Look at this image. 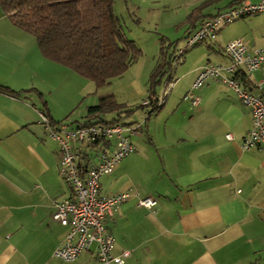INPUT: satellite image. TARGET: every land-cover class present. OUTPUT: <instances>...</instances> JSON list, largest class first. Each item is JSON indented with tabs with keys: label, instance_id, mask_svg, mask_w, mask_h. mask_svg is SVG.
<instances>
[{
	"label": "crops",
	"instance_id": "crops-1",
	"mask_svg": "<svg viewBox=\"0 0 264 264\" xmlns=\"http://www.w3.org/2000/svg\"><path fill=\"white\" fill-rule=\"evenodd\" d=\"M240 1L125 0V7L183 6L184 21L203 3L205 15ZM115 14L124 28L122 13ZM244 37L249 48L264 43ZM230 39L204 41L184 53L156 87L160 94L172 82L164 102L154 112L142 108L139 130L147 141L132 135L134 150L100 177L101 195L130 192L104 221L114 252H130L123 264H264V150L240 148L251 126L249 108L220 79L192 89L195 106L186 97L202 66L230 62L223 54ZM75 74L44 58L34 36L0 8V264H96L94 244L74 260L53 256L67 230L51 217L54 202L70 196V188L59 174L58 145L37 120L42 110L54 121L78 122L74 105L92 90L84 83L77 88ZM237 77L262 92L260 69ZM144 196L157 200L155 212L137 205Z\"/></svg>",
	"mask_w": 264,
	"mask_h": 264
},
{
	"label": "built area",
	"instance_id": "built-area-1",
	"mask_svg": "<svg viewBox=\"0 0 264 264\" xmlns=\"http://www.w3.org/2000/svg\"><path fill=\"white\" fill-rule=\"evenodd\" d=\"M264 12V0L239 3L205 18L176 47L171 69L183 57L184 53L204 41L216 38L220 27L249 14ZM223 54L229 59L227 65L207 64L202 66L192 82L191 90L186 93L195 106L197 98L192 89L200 87L207 79H220L237 95L241 103L249 108L251 126L240 138V148L264 150V43L249 48L243 37L234 38L223 46ZM262 71L260 87L262 92L255 93L242 86L235 77L237 70L250 72ZM169 81L162 93L151 95L142 104L152 101L161 105L171 86ZM38 122L43 126L49 138L56 141L59 151V174L70 188V196L54 202L53 220L67 227L62 242L53 250V256L61 260H74L82 251L95 245L96 264H123L129 256L128 249L114 252V236L107 231L104 221L130 196V192L99 193V180L102 175L113 171L115 165L134 150L130 137L141 127V123L125 125L120 123H70L66 120L54 121L42 110H37ZM227 139H232L226 133ZM113 141L111 149L96 152L97 147H107ZM109 144V143H108ZM94 147V148H93ZM80 157H84L83 160ZM95 157V158H92ZM157 200L151 196L140 197L137 205L155 212Z\"/></svg>",
	"mask_w": 264,
	"mask_h": 264
},
{
	"label": "trees",
	"instance_id": "trees-1",
	"mask_svg": "<svg viewBox=\"0 0 264 264\" xmlns=\"http://www.w3.org/2000/svg\"><path fill=\"white\" fill-rule=\"evenodd\" d=\"M113 4L114 0H0L2 12L15 26L34 36L44 58L92 81L96 88L121 76L141 55L139 46L126 36ZM204 5L194 8L181 22V26L187 25L182 40L203 19L219 12L201 14ZM176 42L170 43L168 48L161 46L149 77L147 98L158 94L157 85L169 73ZM171 45L173 49L168 52ZM240 72H235L239 81L241 79L237 76ZM139 106L147 108L148 112L160 107L155 106L154 101ZM122 107L113 94H105L96 104L87 107L84 122L126 124L122 123L119 115ZM111 111H117V114L108 120L101 118L100 114Z\"/></svg>",
	"mask_w": 264,
	"mask_h": 264
},
{
	"label": "rangeland",
	"instance_id": "rangeland-1",
	"mask_svg": "<svg viewBox=\"0 0 264 264\" xmlns=\"http://www.w3.org/2000/svg\"><path fill=\"white\" fill-rule=\"evenodd\" d=\"M220 4L221 2L215 6ZM129 5L130 4L126 6V9L125 0H116L114 11L115 13H122L121 16L125 20V23L123 22L125 34L128 38L135 40L136 44L142 50L141 55L121 76L111 79L109 84L99 88H95L92 81L75 74L76 79H78L77 88L84 83L92 90L85 92L84 96L78 99L77 105H74L75 109L72 116L76 118L78 122H83L86 106L97 103L100 95L111 93L114 95L116 102L123 105L119 112L122 123H126L125 125L139 123L141 121L140 115L143 111L142 108L145 109V107L139 105L142 104V101L148 96L149 77L156 59L159 57L161 46L168 48L167 46L170 43H174V41L177 40L174 46L176 47L182 40L181 36L185 26H181L179 22H181L183 17L187 14L186 11L183 13V6L175 7V5L171 6L170 4V6L167 7L153 8L154 10L149 12L143 7L129 8ZM170 7L171 9H169ZM214 8V6H211L208 10L212 11ZM138 16H140L141 19ZM221 36L223 38H231L230 40L237 37H243L245 40L244 36H246V39L247 37L259 40L263 39L264 12L249 14L222 26L217 34L216 41L214 40L213 42L218 44L222 43ZM196 47L197 46H194L193 49H197ZM172 49L173 46L171 45L167 51L170 52ZM193 49L191 48L189 51L191 52ZM189 51L186 52V54H189ZM202 51L203 54L201 55V59L204 58V50H201V52ZM211 59L214 60L213 58ZM181 63L182 58L176 65H181ZM125 110H130V112L126 113ZM116 114L117 111H111L100 115L104 119H109ZM135 133L136 137H142L143 141H147L144 128ZM136 137L131 136V142H136Z\"/></svg>",
	"mask_w": 264,
	"mask_h": 264
}]
</instances>
